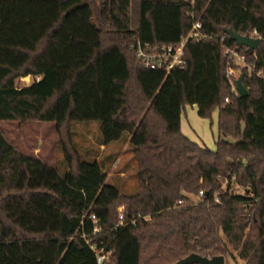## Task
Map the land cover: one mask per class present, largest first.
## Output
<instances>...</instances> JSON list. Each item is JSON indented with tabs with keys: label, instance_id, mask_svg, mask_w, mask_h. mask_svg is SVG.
Masks as SVG:
<instances>
[{
	"label": "trees",
	"instance_id": "trees-1",
	"mask_svg": "<svg viewBox=\"0 0 264 264\" xmlns=\"http://www.w3.org/2000/svg\"><path fill=\"white\" fill-rule=\"evenodd\" d=\"M198 20L208 38L186 43L183 68L143 65L137 41L178 46ZM226 29L256 31L258 50L239 46ZM228 50L252 68L240 73L246 97L234 89L228 71L238 66ZM259 71L264 0H0V122H96L100 146L128 139L138 180L122 191L74 147H64L61 173L0 131V264H98L102 254V264H177L231 249L246 264H264ZM27 76L40 79L18 88ZM187 105L202 118L219 110L215 151L183 134Z\"/></svg>",
	"mask_w": 264,
	"mask_h": 264
},
{
	"label": "rangeland",
	"instance_id": "rangeland-1",
	"mask_svg": "<svg viewBox=\"0 0 264 264\" xmlns=\"http://www.w3.org/2000/svg\"><path fill=\"white\" fill-rule=\"evenodd\" d=\"M236 64L238 68L234 69L233 77L237 80L244 65L239 62ZM39 79L30 77V81H27L22 78L16 81V86L26 87ZM181 117L182 131L186 137L212 151L216 150L218 109L212 113L211 118H202L195 106L187 105L182 110ZM0 131L20 153L37 157L46 164L55 166L61 173L67 171L64 147L70 151L74 147L82 160L98 161L103 166L107 181L117 184L122 191L131 192L138 186L137 161L128 139L100 146V129L96 122L73 123L69 127L58 129L55 123L6 121L0 122ZM229 140L234 141L231 138ZM232 190L234 193H244V189L234 183ZM191 201L195 203L196 199L191 197ZM119 211H123L122 206H119ZM225 264L246 262L239 257L238 252L231 249L230 254L225 256Z\"/></svg>",
	"mask_w": 264,
	"mask_h": 264
},
{
	"label": "built area",
	"instance_id": "built-area-1",
	"mask_svg": "<svg viewBox=\"0 0 264 264\" xmlns=\"http://www.w3.org/2000/svg\"><path fill=\"white\" fill-rule=\"evenodd\" d=\"M192 3L195 2V0H191ZM202 28V21L198 20L195 21L192 24V27L190 29L189 34L181 40V43L178 46H160V47H153L149 44H142L140 41L136 42V48H137V56L142 61L143 65L147 68L151 69H159V70H165L166 72H169L174 67H180L183 68L186 64L184 59V47L186 43L194 39L195 41L199 42L202 39H207L208 36L201 33ZM253 38H260L256 31L253 32L252 35H250ZM228 54H230V57L234 59V62L242 63L245 65V57L238 52L234 50H228ZM249 73H252V68L247 66ZM229 75L233 76L234 74V68L231 67L228 71ZM257 76L264 77L263 71H259L257 73ZM236 90V87L234 88ZM237 92V91H236ZM229 102V99H226V103ZM200 195H203V192L200 193ZM179 204H183L182 201H179ZM92 220L94 222H97V219L94 215L91 216ZM149 217H145L147 220ZM120 225H124V217L121 213L119 215ZM132 225H135V221H131ZM97 230V229H96ZM93 250H96L94 246H92ZM106 258V255H98V264H102L103 260Z\"/></svg>",
	"mask_w": 264,
	"mask_h": 264
},
{
	"label": "water",
	"instance_id": "water-1",
	"mask_svg": "<svg viewBox=\"0 0 264 264\" xmlns=\"http://www.w3.org/2000/svg\"><path fill=\"white\" fill-rule=\"evenodd\" d=\"M226 34L232 41L237 42L241 47H245L249 52H255L258 50L261 39L253 38L250 35H240L234 32L232 29H226ZM25 80L30 81V76L25 77ZM236 91L239 97H246L249 95L248 88L243 83V75H240L235 81ZM177 264H225L224 256H215L212 258L202 257L198 254H191L186 258L177 262Z\"/></svg>",
	"mask_w": 264,
	"mask_h": 264
},
{
	"label": "crops",
	"instance_id": "crops-1",
	"mask_svg": "<svg viewBox=\"0 0 264 264\" xmlns=\"http://www.w3.org/2000/svg\"><path fill=\"white\" fill-rule=\"evenodd\" d=\"M194 106L197 108L196 105H194ZM194 106H193V107H194ZM197 110H198V108H197ZM181 130H183V129H182V117H181ZM182 132H183V131H182Z\"/></svg>",
	"mask_w": 264,
	"mask_h": 264
}]
</instances>
